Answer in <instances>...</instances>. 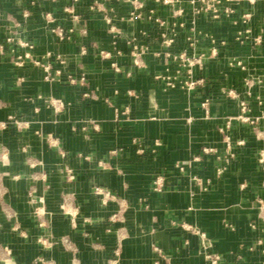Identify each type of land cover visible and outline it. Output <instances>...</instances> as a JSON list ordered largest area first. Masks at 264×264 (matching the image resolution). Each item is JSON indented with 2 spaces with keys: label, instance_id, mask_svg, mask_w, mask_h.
<instances>
[{
  "label": "crops",
  "instance_id": "1",
  "mask_svg": "<svg viewBox=\"0 0 264 264\" xmlns=\"http://www.w3.org/2000/svg\"><path fill=\"white\" fill-rule=\"evenodd\" d=\"M180 7L0 0V264H264V0Z\"/></svg>",
  "mask_w": 264,
  "mask_h": 264
},
{
  "label": "built area",
  "instance_id": "2",
  "mask_svg": "<svg viewBox=\"0 0 264 264\" xmlns=\"http://www.w3.org/2000/svg\"><path fill=\"white\" fill-rule=\"evenodd\" d=\"M74 1H78V0H74ZM158 1H161V2L166 3V4H172L175 7H177V9L175 10V12L177 14L183 12V8L180 7V3L182 2V0H158ZM223 1L224 0H191V2L195 5L194 14L198 15V14L202 13L203 11H208L214 17H220L221 5L223 4ZM227 1H240V0H227ZM248 1L253 2L254 0H248ZM65 9H66L67 12L72 14V17L74 19H77L78 15L74 12L73 6H66ZM224 10H225V12L227 14H231L234 11V9L231 6H225ZM250 16H251V13H249V12H246V13L243 14L244 18H249ZM108 20L110 21V18H108ZM157 20L160 21V23H162V24L165 23L161 18H157ZM73 31H74L73 28H71L69 30H66V29H64L62 27L54 28V32L57 34L58 38L62 39V40L65 39L68 36L69 32H73ZM111 31H114L115 33L119 34L118 30L116 29V26H112L111 27ZM164 35H166V34L164 33ZM7 40L8 41H13L14 38H13L12 35H9L7 37ZM170 41L171 40H167L168 43ZM256 41L259 42L260 39L256 38ZM19 43L22 46L27 48L26 57H30L31 56L30 49L33 48V46H34L33 43L30 40H25V39H19ZM1 51H3V46L0 43V52ZM101 53L104 56L109 54V52H106V51H102ZM171 56H172L173 60L176 62V64H177V68H176L175 72L158 76V77L163 78L165 80L166 85H167L168 88H176V87L181 86V87H186L188 89H195V88H197L198 86H200L201 84L204 83V78L203 77L196 78V77H192V75H191L192 72H193V67L202 64L203 61L205 60L206 55L204 53H201V54H190L187 50H184L182 52H179L177 54H173ZM23 60L24 59L21 56H18L17 59L15 60V63L21 65V64H23ZM59 61L61 63L64 62L65 61L64 57L63 56H59ZM34 62L36 64H41V62L39 60H34ZM239 63H240V61H239ZM45 68L48 71L49 66H45ZM183 68H185L187 70L188 74H190V75L187 78H182L181 79V78H179V74L181 73ZM58 71L61 72V70H58ZM47 77H49V74H48ZM69 77H70L71 81H73V82L75 81L74 77H71V76H69ZM229 93L236 95V93H234L232 90H230ZM242 108L243 109L246 108L245 102H242ZM240 118L242 120H245V121L247 120V121H250L252 123L254 122V120L250 119V117L247 116V115H240ZM240 143H242V142H240ZM231 145L232 144H231L230 140H228V146H229L230 149H231ZM205 150L206 151H211L212 148L206 147ZM229 156H231V157L234 156L233 151L229 150ZM196 159H199V157H196ZM260 161L264 164V152L262 153ZM178 166L181 169L184 168L183 165L178 164ZM222 171H223V168H220L219 172H222ZM194 178H195V181L199 185H202L203 182H202V178L201 177L195 176ZM155 183H156V188L157 189L160 190V189L163 188L164 181H163L162 177L159 176L158 178H156ZM95 193L102 195L104 201H106L107 199L112 197V193H111L110 190H107V189H105L103 187H100V186H97L95 188ZM183 227L188 229V230H191L194 233H197V234L201 235V237H205L204 233L199 232V230H196V229L192 228L188 224H184ZM154 248L158 252H161V249L158 246H154ZM205 255H206L207 259L210 261L211 264H218V255L217 254L207 251V253ZM155 263L158 264L159 261L156 260Z\"/></svg>",
  "mask_w": 264,
  "mask_h": 264
}]
</instances>
